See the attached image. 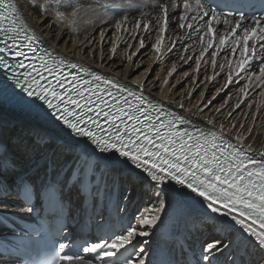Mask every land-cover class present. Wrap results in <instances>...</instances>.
Returning a JSON list of instances; mask_svg holds the SVG:
<instances>
[{"label": "snow or ice", "instance_id": "6c2138e0", "mask_svg": "<svg viewBox=\"0 0 264 264\" xmlns=\"http://www.w3.org/2000/svg\"><path fill=\"white\" fill-rule=\"evenodd\" d=\"M59 4L56 0L57 8ZM147 7L150 10L141 11L140 18L132 22L130 35L138 39L139 48L127 56L130 63L146 48V39L154 36L150 46L157 60L179 48V60L189 67L194 62V72L210 66L213 74L205 81L218 83L223 76L224 83L211 99L200 92V103L193 107L201 115L232 86L238 88V102L227 112L226 121L245 103L251 109L254 94L264 97V14L244 10L253 5L224 11L216 0H153ZM258 10L264 13V0ZM128 24L127 15L115 21L118 35L113 54L122 33L129 32ZM41 44V36L26 22L17 3L0 0V105L27 112L50 125L60 135L34 132L33 143L41 148L54 146L62 155L72 157L60 169L51 163L38 164L44 171L35 181L21 174L9 183L5 176L18 169L3 156L0 196L16 197L27 205L21 212L34 211L37 196L41 201L54 200L63 211L64 197L74 189L85 199H95L102 188L107 192L111 178L113 186L124 185L125 200L139 190L147 206L119 231L107 230L93 240L69 237L67 242L55 243L47 220L40 217V226L30 228L24 236L48 248L41 260L28 264H149L148 229L157 226L161 213L171 205L200 209V228L208 238L198 251L189 250L192 258L188 264H219L217 258L229 252L239 238L260 253L257 264H264V150L257 151L248 143L252 126L245 134L242 123L229 127L219 122L217 127L218 120L207 117L205 126H197L150 98L145 87L151 84L147 74L133 87L47 49L38 54ZM176 70L174 63L168 77ZM168 77L164 85L169 84ZM196 79L193 77L194 82ZM194 91L187 96L191 98ZM228 105L225 100L214 113L225 115L222 109ZM178 106L184 108L182 102ZM255 106L256 112L244 113L251 115L253 122L264 102ZM0 147L6 152V146ZM8 207L0 202V208ZM64 232L61 226L55 236ZM230 264H236L234 257Z\"/></svg>", "mask_w": 264, "mask_h": 264}, {"label": "bare ground", "instance_id": "6f19581e", "mask_svg": "<svg viewBox=\"0 0 264 264\" xmlns=\"http://www.w3.org/2000/svg\"><path fill=\"white\" fill-rule=\"evenodd\" d=\"M54 1L56 2V0ZM74 1L75 0H60L59 7L68 9ZM14 2L17 3L26 22L29 23V25L35 29L37 34L41 36L42 43L49 51H52L53 54L63 57L65 60L83 64L87 68L100 72L101 74H107L111 78L118 79L121 83H126L133 87H135L137 82L143 79L145 74H147V79L151 82V84H146L145 87L148 91H150V98H154V101L163 103L166 108L185 116L198 126H205L206 117L218 120L217 127H219V122H225L229 127L231 124H237V126H239V124L242 123L245 125L243 129L245 134H247V128L252 126L253 132L252 136L248 140V143H251L253 148L257 151L264 150V109L257 113V119L255 122L252 121L251 115H244L246 112H256V103L264 102V97H258L254 94L250 98V102L253 103V107L251 109H249L248 104L245 103L240 109L236 110L230 120L226 121L225 117L227 112L231 111V106L238 102V88L232 86L230 89L225 90L217 96L214 103L219 102L218 104L213 103V105L210 106L209 109H206L201 115L197 112V109L193 107L194 105L200 103V92H206L207 98L211 99L216 92V88L221 87L224 83L223 76L218 78V83H207L205 81V77L213 74L210 66L206 71L201 70L199 73L194 72V62H190L191 67H189L179 60V53L182 52V49L179 48L173 50L172 53L165 56L163 59L157 60L156 53L152 51L150 46L151 42H154V36L146 39V48L141 49L137 55L133 57L134 62L130 63L127 60V56L136 52L137 48H139L138 39L131 48L128 47V45L130 43L132 44L134 41L130 35L133 30L132 22L140 18L141 11H149L150 8L147 6H149L153 1L105 0L104 4L107 5L104 6V4L101 3L103 8H101L102 10L99 8L97 9L96 6L88 5L89 8L92 7L94 11L97 12L95 13L87 7V4H92V1L81 0V2L85 5L84 11H86L92 19L89 21V25L84 33L85 35L83 38L86 36L85 39L83 41L73 40V42L69 45L66 40L62 43L59 41L61 37L63 38L66 33L69 32V30L67 27H64L61 30H58L60 33L56 32V29L59 26L58 21L60 18L58 13L55 11L57 13L56 14L54 10H52L53 7L51 8L50 6V10L45 11L46 15H41L44 8H47L46 4L48 2H46V0H34V7L29 0H14ZM102 2H104V0ZM125 15H127L129 20V32L122 33L123 39L118 42L117 52L113 54L111 49L113 42L117 40L118 35L115 31L114 24L117 19H122ZM98 23L101 25H99L98 28H95ZM98 29L99 32L95 34V31ZM101 33H104L103 41L101 40ZM95 39L96 42H94ZM109 42L110 45H108ZM97 48L98 52H96L93 56L91 53H93V50ZM146 55H150L148 57L149 60L142 61V58ZM101 57L103 59H101ZM110 57L111 59H109ZM123 63L124 67L121 68ZM174 63L177 64V70L171 77H168V72L171 70ZM185 72L189 73L188 77L184 76ZM165 77H168L169 79L168 85H164ZM193 77H197L195 82ZM173 85L175 87H173ZM193 89H195L194 94L191 98H189L187 93ZM222 98L224 99L221 101ZM225 100L229 101V105L224 106L222 109L225 115L215 114L214 109L223 106ZM181 102L184 104L183 109L178 106ZM206 102L207 101H204V103ZM34 132H47L52 135H60L50 125L36 119L30 114L0 107V141L1 145L6 146V152L4 148L0 147V159H3V156H7L11 160L13 158L21 157V161H13L15 165L21 164V168H17V172L12 173V177L7 178L9 183L12 182L13 175H19L20 173L35 167L37 163L43 159H47L49 157L52 158L54 166L57 169H60L71 158V156H64L56 151L54 146L41 148L38 145H35L33 143ZM235 134V131L231 133V135ZM6 177L7 176H5V178ZM108 185L110 193L113 186L111 178L108 180ZM104 193L106 192L104 191ZM125 194L126 193L123 192L121 195L122 206L124 208H130L132 212L136 213V207L140 205L142 201L144 206L141 210L147 206L146 198L141 197L139 190H137L136 194L132 195L131 198L127 200L124 199ZM2 200L3 199L0 198V202H3ZM13 200L17 201L12 197L4 199V201ZM176 208L177 210L174 216V223L172 225V232L175 235V238L190 235L189 230L196 231L199 229V227L194 228L189 225L190 223H194L200 226L202 218L200 217V209L198 207L178 208L175 205L169 206L166 211L161 213L162 218L158 221L157 226L154 229H148L151 233V235L147 238L149 240V244L147 246V252L149 254L147 259L149 264H152V260L155 257L159 231L163 223L167 221V216L170 215ZM199 233H202V231H199ZM193 240L201 245L199 238L194 237ZM256 252L258 253V256H260V253L258 251Z\"/></svg>", "mask_w": 264, "mask_h": 264}, {"label": "rangeland", "instance_id": "374dc122", "mask_svg": "<svg viewBox=\"0 0 264 264\" xmlns=\"http://www.w3.org/2000/svg\"><path fill=\"white\" fill-rule=\"evenodd\" d=\"M33 1L34 0H29V2L30 3H32L33 4ZM89 1H92V4L90 3V4H87V7L89 8V6H96L97 7V9L99 8V9H101L102 8V4L101 3H105V0H104V2H102L103 0H96V1H98V2H96L95 0H89ZM46 2H48L47 4H46V6H47V8H44V11H49L50 10V6H51V8L53 7H55L54 9L52 8V10H54V12L56 11L57 13H58V16H59V18L60 17H63V19H59V21H58V23H59V26L57 27V31L56 32H59L60 33V31H58V30H61L62 28H64V27H67V29L69 30V32L68 33H66V35L62 38L61 37V39L59 40L61 43L64 41V40H66V42H67V44L69 45V44H71L72 42H73V40H81V41H83L84 39H85V37L83 38V36L85 35L84 33H85V31H86V29H87V27H88V25H89V21H91V19H92V17H90L89 16V14L86 12V11H84V9H85V5H84V3L83 2H81V0H75L71 5H70V7L68 8V9H63V8H60V7H58L57 8V6H56V2L54 1V0H46ZM50 4V5H49ZM89 5V6H88ZM107 4H104V6H106ZM46 9V10H45ZM56 9V10H55ZM91 11H94V9L92 8V7H90L89 8ZM96 9V10H97ZM103 9V8H102ZM101 9V10H102ZM113 10V9H112ZM55 12V13H56ZM73 12H75L76 13V15L75 16H73ZM95 12V11H94ZM56 13V14H57ZM95 13H97V12H95ZM60 14V15H59ZM99 25H101L100 23H98L97 25H96V27L95 28H98V26ZM94 28V29H95ZM99 32V29L98 30H96L95 31V34H97ZM94 42H96V39L94 40ZM136 42V40H134L133 42H132V45L134 44ZM108 45H110V42H109V44ZM107 45V46H108ZM106 46V47H107ZM91 48V47H90ZM105 48V47H104ZM93 52L94 53H96V52H98V48L97 49H95V50H93ZM150 55H146V56H144L143 58H142V61H147V60H149L148 59V57H149ZM122 64V63H121ZM136 64V63H135ZM122 67H124V63H123V65L121 66V68ZM224 98H222L221 99V101L223 100ZM219 103V102H218ZM218 103H214V104H218ZM27 139V138H26ZM22 143V142H21ZM21 159V157L20 158H13L12 159V161H15V160H18V161H21L20 160ZM23 163V162H22ZM21 164H19V165H16L17 166V168H21V166H20ZM14 176V175H13ZM9 177H12V174H9V175H7V177H6V179L7 178H9ZM11 179V178H10ZM143 200V199H142ZM144 206V204H143V201H142V203H140V205H138L136 208H137V211H138V207L140 208L139 209V211H141V209H142V207Z\"/></svg>", "mask_w": 264, "mask_h": 264}, {"label": "water", "instance_id": "95a60500", "mask_svg": "<svg viewBox=\"0 0 264 264\" xmlns=\"http://www.w3.org/2000/svg\"><path fill=\"white\" fill-rule=\"evenodd\" d=\"M0 107H2V108L12 109V110H15V111H17V112H22V113H25V114H29V113L24 112V111H20V110L13 109V108H11V107H9V106H3V105H0Z\"/></svg>", "mask_w": 264, "mask_h": 264}]
</instances>
